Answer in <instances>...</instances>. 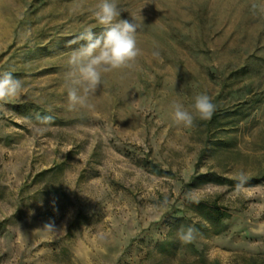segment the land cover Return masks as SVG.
Segmentation results:
<instances>
[{
  "label": "rangeland",
  "instance_id": "374dc122",
  "mask_svg": "<svg viewBox=\"0 0 264 264\" xmlns=\"http://www.w3.org/2000/svg\"><path fill=\"white\" fill-rule=\"evenodd\" d=\"M114 2L117 20L139 25L141 54L132 68L103 74L88 107L70 110L67 60L83 43L70 41L104 30L94 16L101 0H0V72L22 83L0 102V264H151L148 252L189 198L233 212L225 233L196 238L206 258L235 264L264 253V180L239 195L230 185L185 186L207 172L264 176V73L255 71L264 0ZM201 93L216 105L212 118L177 125L172 101L193 112ZM148 156L174 175L155 174ZM61 162L63 172L33 184ZM50 220L58 231L41 229Z\"/></svg>",
  "mask_w": 264,
  "mask_h": 264
},
{
  "label": "clouds",
  "instance_id": "9594fccd",
  "mask_svg": "<svg viewBox=\"0 0 264 264\" xmlns=\"http://www.w3.org/2000/svg\"><path fill=\"white\" fill-rule=\"evenodd\" d=\"M257 5L253 4L255 11ZM264 11V8L260 9ZM121 12L118 10L114 0H101L94 12L97 22L104 27L99 34L91 29L83 31L75 40L70 43H83L72 51L67 60V99L71 110L75 106L88 107L90 95L97 92L102 83V75L118 69L132 68L141 50L137 46L136 32L139 25L134 21L119 19ZM153 57L159 58V52L154 51ZM22 91V83L10 72H0V102L7 103L16 98ZM173 120L177 125L185 128L194 126L195 118L210 120L216 110L212 98L206 93L198 94L192 105L193 112H189L184 106L172 101ZM194 113V114H193ZM44 122L50 121L51 117L41 118ZM40 133L42 128H36ZM236 181L234 192L239 195L247 191L245 185L249 177L243 171L235 173L232 177ZM32 213L30 212V215ZM42 230L58 231L54 221L45 223ZM196 229L189 226L181 228L177 238L183 244L194 242Z\"/></svg>",
  "mask_w": 264,
  "mask_h": 264
},
{
  "label": "trees",
  "instance_id": "16d2710c",
  "mask_svg": "<svg viewBox=\"0 0 264 264\" xmlns=\"http://www.w3.org/2000/svg\"><path fill=\"white\" fill-rule=\"evenodd\" d=\"M146 165L151 167V170L158 175L173 176L174 173L171 170H165L160 164H157L154 160L148 156L146 159ZM65 162L58 163L49 169L40 172L34 179L33 184L43 183L44 179L49 177H55L59 173L65 170ZM85 174L82 173L81 177ZM264 180L263 177L251 176L249 177L245 186H253ZM205 183H214L218 185H230L235 187L236 181L231 177H226L215 172L200 173L193 175L186 183L185 186L189 189L199 188ZM27 186V185H26ZM45 190L44 192H49ZM52 193L56 195H62L72 203L70 197L60 188H53ZM55 209V208H54ZM49 209L50 211L54 210ZM183 216L175 217L169 224L170 229L167 235L159 240L156 246L148 252V257L151 260V264H223L220 260H209L203 255L197 247L196 239L192 243L183 244L177 238V233L181 228H187L189 226L195 228L196 238L209 237L211 235H220L228 230L227 221L233 217V212L230 207L221 204L217 199L204 198V199H187L185 209L183 210ZM189 215L191 217L189 218ZM82 215L76 217L69 229V237L73 236L74 230L79 227L82 222ZM198 218V222H194V218ZM185 251L184 258H178L179 254ZM192 252V256L188 257L187 253ZM235 264H264V253L242 254L239 260Z\"/></svg>",
  "mask_w": 264,
  "mask_h": 264
},
{
  "label": "bare ground",
  "instance_id": "6f19581e",
  "mask_svg": "<svg viewBox=\"0 0 264 264\" xmlns=\"http://www.w3.org/2000/svg\"><path fill=\"white\" fill-rule=\"evenodd\" d=\"M251 30H253V34H256V33L261 31L258 25L252 26ZM259 43H260V40H255V47L256 48L259 47ZM263 46H264V44H263ZM255 57L261 58V60H262V62L258 63V65L256 66L255 71H258L259 73H261V72L264 73V55H255ZM262 77H264V74L262 75Z\"/></svg>",
  "mask_w": 264,
  "mask_h": 264
}]
</instances>
